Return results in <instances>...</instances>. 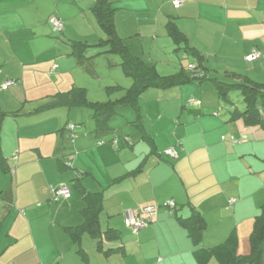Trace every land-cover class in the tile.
<instances>
[{"label": "crops", "instance_id": "crops-1", "mask_svg": "<svg viewBox=\"0 0 264 264\" xmlns=\"http://www.w3.org/2000/svg\"><path fill=\"white\" fill-rule=\"evenodd\" d=\"M95 2L0 0V106L9 113L0 118V145L12 166L0 171V264H228L249 255L264 204V128L231 119L234 106L205 96L202 83L211 79L167 23L186 34L208 77L223 68L226 80L235 72L264 83V0H187L179 8L173 0H111L118 34L134 55L162 75L173 67L200 73L201 81L146 90L140 120L122 105L115 116L123 111L126 119L117 127L112 117L106 130L97 129L89 107L44 108L74 87L99 101L115 93L107 86L125 94L132 84L117 77L119 56L96 45L105 35ZM32 5L42 17L27 14ZM55 14L65 21L60 37L49 22ZM74 40L90 44L85 58L71 53ZM254 48L263 57L249 62ZM11 78L17 83L2 90ZM169 147L176 158L165 153ZM78 175L87 191L103 193L99 233L84 232L80 245L69 233L84 221L86 202L72 183ZM61 184L72 187L70 199L52 201L51 186ZM169 200L173 208L164 206ZM147 205L158 212L135 233L125 211ZM197 212L205 220L198 239L181 221Z\"/></svg>", "mask_w": 264, "mask_h": 264}, {"label": "trees", "instance_id": "trees-1", "mask_svg": "<svg viewBox=\"0 0 264 264\" xmlns=\"http://www.w3.org/2000/svg\"><path fill=\"white\" fill-rule=\"evenodd\" d=\"M175 1L173 0V5L175 8L181 7L187 0H181V4L179 6L175 5ZM92 13L94 14L98 25L104 32L105 37L102 38L97 46L107 47L108 49L105 52L114 53L120 58V65L124 71V73L132 79V84L125 91V94L115 100L108 101H90L87 98V94L85 89L80 87H74L67 92L57 93L54 97L55 99L51 102L45 104L44 108H52L60 104H66L68 106H76V107H89L94 112V118L96 122V127L98 130H106L109 127V122L114 117L119 110V107L122 105H128L136 110L138 113V120H140V104L139 99L141 95L150 88L155 89H169L172 87L182 86L185 84H189L195 81H201L200 73H193L192 71L182 69L177 73L162 75L158 72L157 68L153 64L147 63L140 56L134 55L128 45L124 42L123 38L118 34L115 25V12L116 9L113 7L111 0H96L95 4L91 8ZM52 18L60 19L62 22V29H55L53 24L51 23ZM49 22L51 24V28L55 34H59L58 37L61 36L64 28L65 21L62 17L55 14L49 18ZM168 34L174 39L177 44H184V48L192 52L194 56L199 57V67L202 70V74H204L207 79H211L216 84V89L218 95L223 100H229V92L232 89H238L241 91L244 102L245 109L239 110L238 108H234L231 111V119L239 120L243 119L245 125L247 126H260L264 128V83L257 82L250 78L248 75L228 72L227 76L230 77V80H222L218 77H208L206 75L207 67L204 65V58L200 57L201 55L196 49L189 45L188 37L184 32H182L174 21H169L167 23ZM72 54L79 57L85 58L86 52L90 47V44L86 41L74 40L71 42ZM256 54L257 57L253 59H248V55ZM263 57V53L258 49L254 48L246 54L245 59L249 62H253L259 60ZM193 66V65H192ZM55 69V68H53ZM17 80L15 79H7L2 85L1 89L6 90L11 86L15 85ZM107 91L109 93L116 92L122 87L120 85H111L107 86ZM39 108H43L39 107ZM9 115L8 112L4 111L0 106V118ZM68 125V129L69 126ZM74 127L72 129V133L75 129V124H72ZM71 130V129H70ZM75 136V134H73ZM143 137L146 140H150L153 144V139L143 131ZM233 137V136H232ZM235 138V137H234ZM237 139V138H236ZM237 142L239 140L237 139ZM236 142V143H237ZM114 146L118 143V138L112 140ZM175 149V148H174ZM176 151V150H175ZM178 155V154H177ZM0 171L3 173H10L12 171V166L8 162V159L5 157L2 151V147L0 145ZM75 189H77L82 198L86 202V206L83 209V217L84 221L82 224L76 227H69V233L72 238L75 240L77 244L80 245L81 237L84 232H90L95 236L99 233L97 229L98 223V213L101 211L103 207V193L102 192H90L87 191L86 188L80 181V176L72 182ZM62 185V184H61ZM67 185V184H65ZM70 189V197L72 194ZM59 186H51L52 197L51 200L55 202H59L61 200H68L69 198L60 197L59 199H55V194L53 192L54 188H58ZM182 223L189 229V232L192 236H197L203 232L205 227V220L202 215H198L194 213L191 217L182 218ZM251 253L247 256L236 257L228 264H263V255H264V204L261 207V212L255 218L254 230L251 235Z\"/></svg>", "mask_w": 264, "mask_h": 264}, {"label": "rangeland", "instance_id": "rangeland-1", "mask_svg": "<svg viewBox=\"0 0 264 264\" xmlns=\"http://www.w3.org/2000/svg\"><path fill=\"white\" fill-rule=\"evenodd\" d=\"M33 7H30L31 9L30 10H28L27 11V14L28 15H30L31 14V16H35V17H38V18H40V17H42L41 15H39V16H36V13H35V10L33 9V8H35V6L34 5H32ZM23 10V9H22ZM26 12V11H25ZM26 14V13H25ZM38 14H40V13H38ZM37 19V18H36ZM58 35L59 34H55L54 36H56V37H58ZM114 56H117V55H114ZM117 58H118V56H117ZM185 65H189V62L188 61H185ZM174 66V65H173ZM175 67V66H174ZM103 69H105V67L103 68ZM117 70V77H118V79H120L121 81L122 80H132L130 77H128V76H126V75H122L123 73H122V69H121V67H118V69H116ZM103 71V70H102ZM105 71V70H104ZM168 71H171V73H175V69L172 67L170 70H168ZM121 72V73H120ZM213 72L215 73V74H213V75H215V76H217L218 78H220V79H222V80H226L227 78L225 77V72H224V70H223V68H221V74L220 75H218V72L217 71H215V70H213ZM171 73H169V74H171ZM212 74V73H211ZM106 78H107V75L105 74L104 76H103V81H105L106 80ZM229 78V77H228ZM98 81V80H97ZM202 86H203V89H202V92H204V94H205V96H208V98L209 99H211L212 100V98L214 99V100H216V98H220L221 99V103L224 105V106H231V108H233V106H234V108H239V109H241V110H244L245 109V102H244V98H243V95H242V93H241V91L240 90H238V89H232V90H230V92H229V100H223L218 94H217V89H216V84H215V82L213 81V80H207V81H205V82H203L202 83ZM213 93V94H212ZM124 94V92L122 93V91H117V92H115V93H113V94H108L107 92L105 93H103L102 95L104 96H102L103 98H102V100H99V101H107L108 99H115V98H117V97H120V96H122ZM213 95V96H212ZM217 96H219V97H217ZM207 98V97H206ZM97 99V98H96ZM43 102V101H42ZM127 108H129V107H127ZM146 107H145V105H144V109H145ZM128 110H130V108L128 109ZM126 114L123 112V111H121L120 112V114H118L117 116H115L114 118H113V120H112V122H111V125L113 124L114 126H117V127H119L121 124H122V122L126 119ZM243 120V119H242ZM244 122V121H243ZM14 164H16V163H14ZM10 179H11V177L12 178H14L15 179V174H9V176H8Z\"/></svg>", "mask_w": 264, "mask_h": 264}, {"label": "built area", "instance_id": "built-area-1", "mask_svg": "<svg viewBox=\"0 0 264 264\" xmlns=\"http://www.w3.org/2000/svg\"><path fill=\"white\" fill-rule=\"evenodd\" d=\"M181 0L175 1V5L179 6L181 4ZM51 23L53 24L55 29H62V22L60 19L52 18ZM254 57H257L256 54L248 55V59H253ZM194 99H190V102H194ZM73 125L71 124L69 128L72 130ZM232 142H237V139L234 137H231ZM165 153L170 155L171 157L176 158L177 152L175 151L174 147H169L165 149ZM53 192L55 194V199H59L60 197L69 198L70 197V189L67 185L62 184L58 188H54ZM164 206H170L173 208L175 206V202L172 200L166 201L164 203ZM159 205H147L144 208H142L140 211H136L132 208H129L125 211V224L130 227L133 232H138L139 229L147 226L149 223L152 222L153 217L158 212Z\"/></svg>", "mask_w": 264, "mask_h": 264}]
</instances>
